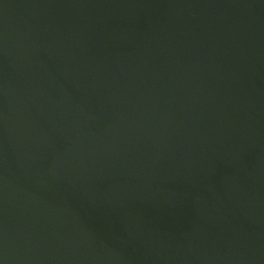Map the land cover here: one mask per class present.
I'll list each match as a JSON object with an SVG mask.
<instances>
[{"label":"water","instance_id":"obj_1","mask_svg":"<svg viewBox=\"0 0 264 264\" xmlns=\"http://www.w3.org/2000/svg\"><path fill=\"white\" fill-rule=\"evenodd\" d=\"M0 264H264V0H0Z\"/></svg>","mask_w":264,"mask_h":264}]
</instances>
